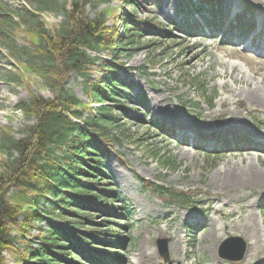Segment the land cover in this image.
<instances>
[{"label": "rangeland", "instance_id": "rangeland-1", "mask_svg": "<svg viewBox=\"0 0 264 264\" xmlns=\"http://www.w3.org/2000/svg\"><path fill=\"white\" fill-rule=\"evenodd\" d=\"M227 1L232 9H240L244 5V0ZM250 1L257 6L264 5V0ZM5 2L15 11L27 4L26 0ZM107 5L109 3L105 1L96 7L88 5L86 13L95 17ZM110 5L119 7L120 0H113ZM176 12V0H163L162 7L151 12L141 11L140 17H159L169 33L164 37L146 34L142 48L131 59L123 57V61L134 69L130 78L134 82L135 93L145 91L149 99V108L143 112L138 106L124 105L129 114L143 117L144 124L124 118L127 122L124 134L116 127L111 130L122 138L115 148L121 152L123 160L111 157L108 169L120 198H124L133 210L125 235L130 241L121 250L126 264H165L155 243L159 235L171 236L176 243L179 241L178 252L170 246L169 264H198V261L199 264H217L220 244L230 235L243 237L247 243L246 255L254 252L255 248L249 244L255 239L246 238L247 230L240 228L242 221L238 219L239 216L244 219L250 210L255 217L253 226L261 228L260 243L256 248L264 250V213L258 209L264 199V176L237 185H231L224 176L229 167L246 166L257 160L261 166L258 169L264 174V153L243 151L209 155L172 140L168 133L155 127V121H159L166 126H177L203 135L248 132L250 128L260 126L264 129V98L256 101L250 92L258 86L264 89V60L237 49L232 43H222L213 37L189 36L183 20L181 24L176 23L179 18ZM44 18L48 26L54 28L62 22L63 15L46 12ZM3 40L0 36V142L3 129L11 130L14 137L21 138L24 128L35 122L32 116L16 110L18 104L29 102L32 94L47 98L56 94V89L44 75L37 70L28 72L31 69L25 70L21 64L26 59L22 57L29 56V51L34 49L29 38L23 33L17 37V58L7 56L10 51ZM101 54L106 52L101 51ZM18 73L24 74V82L18 83ZM15 76L17 82L8 81V77ZM195 83H203L208 93L214 96L212 104L208 106L199 97L200 91L194 87ZM66 87L73 90L79 99L89 101L82 78L69 73ZM124 116L122 112L120 118ZM192 131L189 132L191 135ZM2 159L5 160L6 156L0 152V166ZM164 159L171 161L165 164L170 168L160 166ZM139 177L171 190L188 191L195 201L190 206L194 209L184 208L175 202L167 203L149 191ZM219 183H224L227 188L220 189ZM193 222H199V228L205 229H194V234L191 232ZM14 229L16 233L24 234L21 226ZM30 233L29 239L32 240L34 235H38L36 228H32ZM16 250L22 252L20 244ZM6 256L10 262L14 261L11 251H7ZM223 262L244 263L243 259Z\"/></svg>", "mask_w": 264, "mask_h": 264}, {"label": "trees", "instance_id": "trees-1", "mask_svg": "<svg viewBox=\"0 0 264 264\" xmlns=\"http://www.w3.org/2000/svg\"><path fill=\"white\" fill-rule=\"evenodd\" d=\"M28 1L30 6L15 12L0 0V35L15 57L19 34L29 38L34 49L22 58L45 76L56 95L32 94L29 102L18 105L35 120L24 128L21 138L3 129L0 152L6 159L0 166V264H81L77 262L80 256L96 264L94 255L86 256L83 246L88 242L99 254L110 256L111 249L100 245L115 235L109 221L99 218L113 217L121 209L115 207L117 197L104 175L106 158L121 140L111 130L116 127L124 134L126 124L119 123L118 109L129 101L126 95L133 84L120 75L122 71L128 75L130 69L121 58H130L140 48L145 33H163L154 18L138 16L141 5L160 0H121L122 12L107 5L95 17L86 13L87 5L96 7L112 0ZM178 2L185 7L184 0ZM49 11L63 14V22L49 27L41 16ZM97 50H106L108 57L92 55ZM69 73L82 78L88 102L66 87ZM16 78L7 79L15 83ZM198 88L206 94L202 84ZM144 98L138 95L132 100L143 103ZM95 101L99 106H93ZM115 155L120 157L117 151ZM173 196L184 198L185 194ZM16 226H21L23 235L16 233ZM32 228L38 231L34 240L29 239ZM117 243L123 241L117 239ZM19 244L22 252L16 250ZM7 251L15 256L13 262Z\"/></svg>", "mask_w": 264, "mask_h": 264}, {"label": "bare ground", "instance_id": "bare-ground-1", "mask_svg": "<svg viewBox=\"0 0 264 264\" xmlns=\"http://www.w3.org/2000/svg\"><path fill=\"white\" fill-rule=\"evenodd\" d=\"M250 92L254 96V99L256 101L262 100V98H264V89L260 88L259 86L253 88L252 90H250ZM258 167H261L260 162L258 160L255 162L250 161L246 166H240L236 168H230V167L227 168L224 171V176L228 180V182L231 183V185L249 183L257 179L258 177L264 176V174L258 169ZM238 219L244 222L242 224V227L247 230V234L250 236V238L252 237L258 238L259 230L256 228L252 229L251 227L252 221L254 220L253 212L247 213L244 219H242V216H239ZM250 228H251V231H249Z\"/></svg>", "mask_w": 264, "mask_h": 264}, {"label": "water", "instance_id": "water-1", "mask_svg": "<svg viewBox=\"0 0 264 264\" xmlns=\"http://www.w3.org/2000/svg\"><path fill=\"white\" fill-rule=\"evenodd\" d=\"M162 246H163V244H162Z\"/></svg>", "mask_w": 264, "mask_h": 264}]
</instances>
